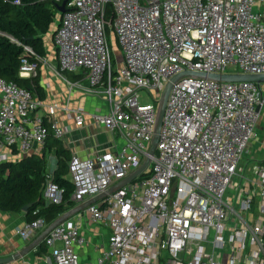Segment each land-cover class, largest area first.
<instances>
[{"label":"built area","instance_id":"1","mask_svg":"<svg viewBox=\"0 0 264 264\" xmlns=\"http://www.w3.org/2000/svg\"><path fill=\"white\" fill-rule=\"evenodd\" d=\"M107 34L119 47L113 61ZM52 42L51 71L80 74L106 108L46 101L0 77V161L39 150L49 135L61 140L69 125L59 122V112L75 126H103L111 135L106 148L67 159L77 203L147 154L156 101L172 74L264 72V0H65ZM35 58L21 59L19 76L45 62ZM262 106L264 83L189 74L172 82L146 174L83 208L109 230L100 255L85 264H264V156L255 160L247 148ZM53 168L47 161L46 203L62 199ZM44 225L37 217L15 233L27 240ZM79 229L70 217L46 234L51 264H79Z\"/></svg>","mask_w":264,"mask_h":264},{"label":"trees","instance_id":"2","mask_svg":"<svg viewBox=\"0 0 264 264\" xmlns=\"http://www.w3.org/2000/svg\"><path fill=\"white\" fill-rule=\"evenodd\" d=\"M56 6L53 0H0V77L24 87L44 98V92L39 83V69L29 76H19L18 66L21 59L35 60V55L43 57L42 33L50 30ZM112 17L109 4L104 9V21ZM24 45L30 46L32 52ZM62 75L71 80L78 73L64 71ZM53 149L54 168L52 180L63 187L62 199L59 202L46 203L41 195L42 184L45 180L46 153ZM70 155L59 138L49 135L38 154H29L16 160L0 162V210L24 211L26 222L37 217L45 224L59 213L73 205L70 198L72 184L67 173V159ZM142 172L139 176L145 175ZM34 252L45 254L41 241Z\"/></svg>","mask_w":264,"mask_h":264},{"label":"crops","instance_id":"3","mask_svg":"<svg viewBox=\"0 0 264 264\" xmlns=\"http://www.w3.org/2000/svg\"><path fill=\"white\" fill-rule=\"evenodd\" d=\"M56 20L57 18L55 14L50 30L55 27ZM50 30L41 34L45 50L44 56L49 55V51L51 53L52 49L56 58L55 47L52 42ZM44 36H46L49 42L48 54L46 50L47 48L44 44ZM36 69H39V83L41 84L44 92V100H56L58 102L67 101L69 105H82L88 111L105 110L106 104L103 100H101V98L94 92L84 89V85L80 82V75L71 78V80H67L51 71V67H49V65L47 67L38 64ZM60 78L65 80L67 83L64 84ZM57 117L61 124L69 125V128L65 129L64 137L61 139V142L66 148H68L70 153L75 152L80 156H87L92 154L94 151L98 152L103 150L107 147L111 140V135L103 126H94L91 124L75 126L72 121L70 119H66L61 112L58 113ZM254 129L256 135L250 142H248L247 148L249 155L253 159L257 160L264 156V106L258 110V116ZM97 133L102 135V140L96 138ZM40 151L41 148L39 150H30L25 154L12 152L10 156L15 155V157L9 158L8 156L5 160H16L25 155L38 154ZM50 152H53V149L46 153V162L48 161L47 158ZM74 204L75 202H73V205ZM23 214L24 211L22 209L19 211L0 210V257H6L16 252L38 234L37 233L27 240H22L16 235L15 230L17 227L21 226L22 223L25 222ZM71 218L79 222L80 233L85 238V244L77 249L79 264L94 261L105 247V240L109 232L108 228L100 221L95 222L88 220L83 210L76 212L71 216ZM20 262H26L28 264H51L49 258H47L46 248L45 254L43 255L36 254L33 249L21 258L8 264H19Z\"/></svg>","mask_w":264,"mask_h":264},{"label":"water","instance_id":"4","mask_svg":"<svg viewBox=\"0 0 264 264\" xmlns=\"http://www.w3.org/2000/svg\"><path fill=\"white\" fill-rule=\"evenodd\" d=\"M64 2L65 0H61L59 3H55L57 14H56V22L55 25L58 24V18L60 12L64 9ZM106 23H109V21H106ZM54 31V28L50 30V35H52ZM196 75V76H202L207 77L215 80H224V81H253L257 83H264V72L259 73H240V72H203V71H195V70H188L184 69L179 72H176L172 74L163 84L159 96L156 101V107H155V115H154V122L152 127V133L149 138V143L147 147V154L143 157L141 162L130 172H128L124 177L121 179L115 181L114 183L107 186L103 191L98 192L88 198H85L82 201H79L72 205L71 207L67 208L66 210L59 213L55 218H53L51 221L47 222L43 228L38 232V234L29 241L26 245L21 247L16 252L6 256V257H0V264H8L14 260H17L27 254L28 252L32 251L46 236V234L54 228L55 225L59 224L60 222L64 221L67 218H70L73 214L76 212H80L83 210V208L91 203L94 202L101 197L105 196L106 194L114 191L118 187L122 186L123 184L129 182L130 180L134 179L135 177L139 176L147 167L150 159V155L153 154L157 134L159 131L162 113L164 109L165 99L168 93V90L172 84L177 78H179L182 75ZM256 109H258V106H256ZM27 204L22 205L21 209L24 210L26 208Z\"/></svg>","mask_w":264,"mask_h":264},{"label":"rangeland","instance_id":"5","mask_svg":"<svg viewBox=\"0 0 264 264\" xmlns=\"http://www.w3.org/2000/svg\"><path fill=\"white\" fill-rule=\"evenodd\" d=\"M107 37H108V43H109L110 52H111V59H112V61H113V58H114V57H115V58H118V57H119V47H118L117 43L115 42V40L112 39V36H111L110 34H107ZM44 44H45V47L47 48L46 50H47V54H48V49H49L48 46H49V42H48V39L46 38V36H44ZM42 58L45 60L44 63H43V62H40V64H41L42 66H47V67H48V65H49V67H52V66L55 65V60H56V58H55V55L53 54V50H52V49H51V53H50V51H49V55L43 56ZM60 79L62 80V82H63L64 84L67 83V82H65V80H63L62 78H60ZM80 82H81L82 85L85 84L84 81H83L82 79L80 80ZM95 135H96V134H95ZM96 138L99 139V140H102V135L97 133ZM24 154H25V153H24ZM14 157H15V155H14V156H9V158H14ZM243 159H244V157L242 158V160H243ZM47 160H48V165H49L50 167L54 166V154H53V152H50V153L48 154V158H47ZM242 160H241L240 162H242ZM231 184H232V183L230 182V185H231Z\"/></svg>","mask_w":264,"mask_h":264}]
</instances>
